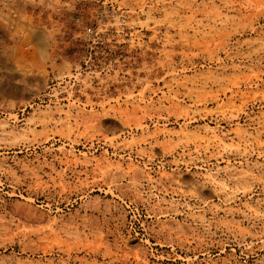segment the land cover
Returning <instances> with one entry per match:
<instances>
[{
  "label": "rangeland",
  "instance_id": "1",
  "mask_svg": "<svg viewBox=\"0 0 264 264\" xmlns=\"http://www.w3.org/2000/svg\"><path fill=\"white\" fill-rule=\"evenodd\" d=\"M0 264H264V0H0Z\"/></svg>",
  "mask_w": 264,
  "mask_h": 264
}]
</instances>
